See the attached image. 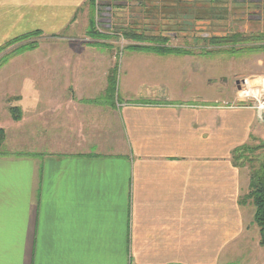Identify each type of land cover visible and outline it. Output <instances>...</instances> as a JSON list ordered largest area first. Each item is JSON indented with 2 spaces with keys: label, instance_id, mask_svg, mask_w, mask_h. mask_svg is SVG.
I'll use <instances>...</instances> for the list:
<instances>
[{
  "label": "crops",
  "instance_id": "0c3cea01",
  "mask_svg": "<svg viewBox=\"0 0 264 264\" xmlns=\"http://www.w3.org/2000/svg\"><path fill=\"white\" fill-rule=\"evenodd\" d=\"M97 1L0 0V46L40 31L77 55L70 41L89 36ZM141 1L146 8L148 0ZM131 3L103 0L102 17L127 12ZM256 3L264 11V0ZM104 19L109 32L99 27L101 34L119 36ZM36 54L0 68L1 85L12 89L2 99L19 97L13 105L33 131L27 151L0 154V264H264L254 208L239 203L248 178L231 159L253 139L264 142L254 110L234 104L232 91L222 100H189L148 90L96 106L84 101L104 95L106 86L87 98L78 88L66 94L57 85L69 79L52 73L61 64L32 59ZM61 59L77 67L70 80L80 84V60ZM10 123L20 128L23 119Z\"/></svg>",
  "mask_w": 264,
  "mask_h": 264
},
{
  "label": "rangeland",
  "instance_id": "374dc122",
  "mask_svg": "<svg viewBox=\"0 0 264 264\" xmlns=\"http://www.w3.org/2000/svg\"><path fill=\"white\" fill-rule=\"evenodd\" d=\"M175 1L179 2L174 5V3L168 4V0H164V2L148 0V5L144 8L141 0H132V3L127 7V12H119L120 10L114 9L113 11H116L115 13L118 16H108L105 19L110 18L109 23H115L113 28L116 29L115 31L130 26V22L133 19H135L133 23L136 22V24L131 23L133 28L148 30L153 33H157L159 29L167 30L168 26L172 25L171 30L168 31L171 37L169 44L173 47H183L193 50L192 56L182 57L169 55L162 57L154 54L138 53L129 48L133 43L123 40L119 36L93 40L85 35L70 41V44L73 45L71 49L74 52L80 50L77 52V55L76 53L71 54L67 52L68 47H65L66 41H61L58 37L45 38L44 36H39L25 42L11 44L0 52V58L11 53L13 49L15 50L24 43L35 42L33 49L15 55L8 62L12 59L20 58L26 52L34 50L38 54L32 56V59L44 60L50 58L54 64H61L58 65V68L54 65L52 73L53 75H55L54 72L61 73L69 80H67L68 83L58 84V90H63L66 94H69L73 93V89L76 90L78 88L80 89V98H87L92 95L91 93H95L97 90L107 86V72L111 73L116 68V87L114 94L111 95L112 92H110L111 96L108 95L109 97L106 98L105 96L102 99L108 104L107 107H110L114 102H121L124 97L130 99L131 97L132 99H136L138 96L146 97L148 90L164 96L176 95L177 99L180 98V93H182L189 100L205 96H209L208 98H212V100L217 98H221L222 100L227 98L228 95H231L230 92L232 91L234 104L240 102L245 104L248 101H254L259 98L264 93V86L261 83L264 76H262L263 74L257 75L256 61L261 59V64L264 67V51L258 53L246 51L238 54L224 53L212 55L211 53L203 52L201 46H197L192 42L196 35L194 34L195 31H193L195 29L199 34L205 35L234 31L242 32L249 36L264 32V16L260 17L262 18L261 21H258L259 16L264 15V13H261L264 11L259 10L258 3L255 1V6L253 0L251 2L248 0H225V3H222V5L226 7L229 13L225 17V20L212 21L210 17H207L205 21L196 23L195 14L202 16L200 9L204 5L203 3H208L211 7L210 0ZM91 4H93L92 0ZM140 4H142V7ZM142 9L148 11L145 14L148 18L145 19L144 16H141ZM102 13L103 0H98L94 8L95 29L98 26L106 30L101 21V19H104ZM192 21L193 24L190 26V22L192 23ZM107 31L109 32V30ZM175 32H177L178 37L175 36ZM184 35H189L190 37H185ZM62 44L63 46L61 47ZM40 45L41 47L36 50ZM248 45L252 47L264 46V41L255 42L254 44L248 43ZM58 47L61 48L58 49ZM67 54L73 55V57L80 60V64L77 62L80 67V72H82L80 75V84L74 80H70L71 77L76 75L77 67L74 65L71 68H67L63 65L61 56ZM31 58H28V60ZM90 60H94L95 62L93 67H91ZM249 75L250 77H248ZM246 85L250 89L248 88L249 91L245 94L243 92L247 89ZM36 86L37 92L45 91V85L37 84ZM167 91L169 93H166ZM5 92H12L11 87L7 86L3 88V85L0 83V125L6 130V140L2 150L6 152L27 151L30 130L33 133L32 129H30L31 127L28 125L30 118L28 115L23 116L21 113L20 120L23 119V124L20 128H17L16 124L10 123L12 119L10 118L8 107L14 103H7V100L2 99ZM85 101H88V99H85ZM14 105H18V103ZM101 115L99 114V116ZM73 121L74 119H70L69 122L72 123ZM252 146H257L259 149L257 148L253 151L245 150L242 158L237 159L238 161L236 163V165L238 164L237 167H241L243 169L242 171L246 173L248 184L250 167H257L260 162H264V142L257 143L253 139L247 147L251 149Z\"/></svg>",
  "mask_w": 264,
  "mask_h": 264
},
{
  "label": "trees",
  "instance_id": "16d2710c",
  "mask_svg": "<svg viewBox=\"0 0 264 264\" xmlns=\"http://www.w3.org/2000/svg\"><path fill=\"white\" fill-rule=\"evenodd\" d=\"M94 5V0H92ZM209 4H205L200 9V13L202 16H197L195 14V20L196 23L205 21V18L210 17L212 21L217 20H225V17L229 15L228 10L225 6L222 5V3H225V0H212L209 2ZM96 5V4H95ZM95 7V6H94ZM98 11V6H97ZM197 12V11H196ZM225 14V15H224ZM203 15H205L203 17ZM216 19V20H215ZM193 24L190 22V26ZM183 25V23H181ZM170 26V27H169ZM168 29H159L157 33L149 32L148 30H139L135 28L128 27L127 29H117L116 33L120 34L119 36L129 41L133 44L129 46L131 50H134L136 52H142V53H151L158 56H168V55H176V56H190L193 55V50L189 48H183V47H173L169 44L170 42V35L168 33L169 30H171L172 25H169ZM116 30V29H114ZM173 30V29H172ZM174 31V30H173ZM194 34L195 37L193 38L192 42L193 44H196L197 46H201V49L203 52L211 53L212 55H220L224 53H233L238 54L241 52H263L264 46H250L248 43L254 44L255 42L264 41V34L260 33L257 35H245L242 32H234L230 31L228 33H221V34H199L198 31L195 29ZM115 32V31H114ZM41 36L40 31H34L29 34H25L19 37H16L10 41H7L2 46H0V52L5 50L8 46L14 43H20L25 42L29 39L39 37ZM111 36H118V35H105L99 33L95 27L93 26L89 31V37L91 39H107ZM175 36L178 37L177 32H175ZM185 37H190L189 35H184ZM35 42H27L21 45L20 47L13 49L11 53L6 54L0 58V68L5 65L8 60L15 55L22 53L26 50H30L34 48ZM116 68L113 69L111 73H109L107 77V86L104 90V95L85 101L87 103L101 105L103 104L108 105L105 101L102 99L108 95L114 94V90L116 87ZM110 95V96H111ZM19 97H12L8 98L7 102L11 103L14 101H18ZM118 103V102H117ZM115 102L111 104L110 107L115 106ZM8 112L10 115V118L13 121H19L21 119V109L18 106L10 105L8 107ZM6 139V133L4 129L0 128V154L1 155H7L8 152L2 151V147L4 146V142ZM259 146V145H258ZM257 146H252L251 149L249 147H239L233 150L231 156L233 164L237 167V159H241L243 156V152L245 150H256ZM259 149V148H258ZM236 161V162H235ZM240 166V165H239ZM240 204H246L249 203L254 208V214H253V220L254 223L258 227L259 232V244L261 246H264V162H260L257 167H250V176H249V184H248V192L245 194L241 199H239Z\"/></svg>",
  "mask_w": 264,
  "mask_h": 264
},
{
  "label": "built area",
  "instance_id": "2783aa9c",
  "mask_svg": "<svg viewBox=\"0 0 264 264\" xmlns=\"http://www.w3.org/2000/svg\"><path fill=\"white\" fill-rule=\"evenodd\" d=\"M96 30L98 32H102V30L97 26ZM264 93L261 94V96L257 99H255L254 101H248L246 104L247 108H250L252 110H255L259 116L261 117V119L264 121Z\"/></svg>",
  "mask_w": 264,
  "mask_h": 264
},
{
  "label": "flooded vegetation",
  "instance_id": "af4514ba",
  "mask_svg": "<svg viewBox=\"0 0 264 264\" xmlns=\"http://www.w3.org/2000/svg\"><path fill=\"white\" fill-rule=\"evenodd\" d=\"M248 1L251 2L252 0H248ZM255 1L257 2L258 0H253V4L256 6Z\"/></svg>",
  "mask_w": 264,
  "mask_h": 264
},
{
  "label": "bare ground",
  "instance_id": "6f19581e",
  "mask_svg": "<svg viewBox=\"0 0 264 264\" xmlns=\"http://www.w3.org/2000/svg\"><path fill=\"white\" fill-rule=\"evenodd\" d=\"M254 111H255V110H254ZM255 112H256V111H255ZM256 113H257V112H256ZM257 114H258V113H257ZM258 116H259V114H258ZM259 118L261 119V117H260V116H259ZM261 121H262V122H264L262 119H261Z\"/></svg>",
  "mask_w": 264,
  "mask_h": 264
}]
</instances>
